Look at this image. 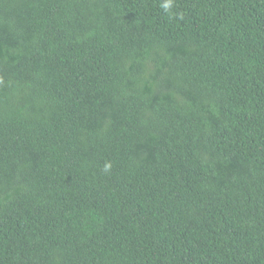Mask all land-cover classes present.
I'll list each match as a JSON object with an SVG mask.
<instances>
[{
    "label": "trees",
    "instance_id": "obj_1",
    "mask_svg": "<svg viewBox=\"0 0 264 264\" xmlns=\"http://www.w3.org/2000/svg\"><path fill=\"white\" fill-rule=\"evenodd\" d=\"M161 2L0 0V264H264V0Z\"/></svg>",
    "mask_w": 264,
    "mask_h": 264
},
{
    "label": "clouds",
    "instance_id": "obj_2",
    "mask_svg": "<svg viewBox=\"0 0 264 264\" xmlns=\"http://www.w3.org/2000/svg\"><path fill=\"white\" fill-rule=\"evenodd\" d=\"M174 2L175 0H162L160 7L163 8V10L165 12L171 13L173 6H174ZM174 16L176 19L178 20H183L184 19V13L183 12H177L174 13ZM111 168V164L110 163H106L104 166V171L107 172L109 171Z\"/></svg>",
    "mask_w": 264,
    "mask_h": 264
}]
</instances>
